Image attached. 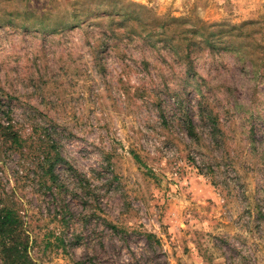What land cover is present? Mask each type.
Here are the masks:
<instances>
[{
	"label": "rangeland",
	"instance_id": "rangeland-1",
	"mask_svg": "<svg viewBox=\"0 0 264 264\" xmlns=\"http://www.w3.org/2000/svg\"><path fill=\"white\" fill-rule=\"evenodd\" d=\"M121 1L141 21L52 33L101 1L0 0V97L31 136L0 194L28 264H264V0ZM40 137L78 172L59 194Z\"/></svg>",
	"mask_w": 264,
	"mask_h": 264
},
{
	"label": "trees",
	"instance_id": "trees-1",
	"mask_svg": "<svg viewBox=\"0 0 264 264\" xmlns=\"http://www.w3.org/2000/svg\"><path fill=\"white\" fill-rule=\"evenodd\" d=\"M98 7L87 11L86 13L74 12L72 14V21L59 22L62 24L53 28L52 33H57L66 28H73L84 21H94L110 19L114 21L115 18L123 20L134 19L141 21L138 11L145 10V8L136 3H127L121 0H114L106 3L107 0H100ZM78 4V2L76 3ZM7 14H0V19ZM83 17V18H82ZM84 19V20H82ZM148 23V22H143ZM250 23L244 24V26ZM57 25V24H56ZM28 29V26H25ZM215 34V32H214ZM210 34L205 42L214 45L216 40ZM12 99L7 97H0V151L4 148L6 151L23 154L28 147V142L31 136L23 133L21 125L16 119L12 107ZM191 126V133H193ZM37 133V130H35ZM195 135V134H194ZM38 145L34 149V156L36 157L38 166H41V186H47L49 190L57 189V194L61 193L65 188L64 183L61 182L60 172L58 168L62 165L66 166V172L77 175V170L69 164L62 156L58 142L53 138H39ZM35 143V142H33ZM62 187V188H61ZM65 221V218L61 222ZM27 224L26 216L18 208L17 203L9 197L0 194V262L2 264H28L29 263V249L31 248L30 236L27 234L25 225ZM114 227L115 230L118 228ZM154 236L147 235V239H152Z\"/></svg>",
	"mask_w": 264,
	"mask_h": 264
}]
</instances>
